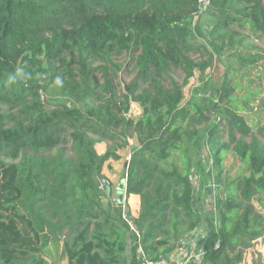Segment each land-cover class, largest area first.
Returning <instances> with one entry per match:
<instances>
[{"label":"trees","instance_id":"16d2710c","mask_svg":"<svg viewBox=\"0 0 264 264\" xmlns=\"http://www.w3.org/2000/svg\"><path fill=\"white\" fill-rule=\"evenodd\" d=\"M208 1L203 8L202 0H0V264H47L42 250L54 239H62L68 264H121L122 229L131 233L132 264H140L169 254L203 224L195 264L242 262L264 234L253 202L264 192L263 143L231 104L232 89L218 103H195L168 72L186 84L220 51L193 43L200 30L193 16L251 20L264 33V4ZM121 54H133L137 72L118 95L109 71ZM53 85L67 102L42 100ZM132 101L141 108L136 117L127 116ZM205 136L219 166L227 152L245 165L224 183L217 225L194 204L192 151ZM125 148L124 194L140 197L132 229L97 186L106 162Z\"/></svg>","mask_w":264,"mask_h":264},{"label":"rangeland","instance_id":"374dc122","mask_svg":"<svg viewBox=\"0 0 264 264\" xmlns=\"http://www.w3.org/2000/svg\"><path fill=\"white\" fill-rule=\"evenodd\" d=\"M260 1L264 4V0ZM201 4L203 8H206L209 1L203 0ZM197 21L200 30L196 31L193 43L209 47V49H212L213 43L220 47V51L217 53L213 51L210 67L204 73L196 71L186 84H183V76L179 71L168 73L181 85L184 99L195 103H218L219 94L223 93L224 89H232L231 104L237 107L250 126L251 133L258 136L264 146V33L257 31L251 20L242 21L243 26L237 22L225 25V22L223 23L214 15L193 16L191 27H194ZM218 24L219 30H214V33L211 34L210 31ZM132 55L121 54L113 57L117 67H112L109 75L118 95L123 93L124 85L129 83L137 72ZM192 55L195 58H200L198 52ZM98 77L100 78V75ZM138 80L140 81V78ZM163 83L169 85L167 77L163 79ZM41 95L42 100L49 104L68 101L60 94L59 88L54 85ZM140 111L139 105L132 101L127 116L136 117ZM210 116L212 121H219L218 113L213 112ZM131 132L130 129L128 133ZM133 142L135 139L131 136L129 143ZM105 143L110 144L109 141ZM214 150L213 139L210 136H205L200 148L192 151L195 164H193L191 179L194 185V204L202 209L206 218L210 217L212 223L217 225L218 213L224 204V183H230L242 174L245 171V165L231 152H227L222 165L219 166L214 157ZM128 151L129 148L122 150L125 153ZM125 162L127 163V160ZM117 176L119 178L125 176L122 161L117 164ZM257 196L253 201L254 205L264 215V192ZM262 243H264V237H261L259 242H252L257 256L255 264L264 262L263 259L261 260V252L257 250ZM60 246L62 249V239H54L47 243L42 252L49 253L51 258H55L58 264H61L65 256L62 251V256L58 257Z\"/></svg>","mask_w":264,"mask_h":264},{"label":"crops","instance_id":"0c3cea01","mask_svg":"<svg viewBox=\"0 0 264 264\" xmlns=\"http://www.w3.org/2000/svg\"><path fill=\"white\" fill-rule=\"evenodd\" d=\"M98 145V146H97ZM100 145V149H99ZM107 146L105 142H98L96 144V149L98 152H103ZM102 147V148H101ZM126 149V148H125ZM124 149V150H125ZM129 152V151H128ZM127 153V152H126ZM125 152H121V158L118 160H109L106 162L103 168V177H106L111 186L107 187L108 196L106 198L113 201V206L116 207L121 215V218L129 225V228H133V219L137 217L139 208H140V197L137 194H129L125 196L124 191H120L118 189V185L120 184L123 178H119L117 176V164L119 161H122L124 167H126L125 160ZM124 157V158H123ZM264 216V215H263ZM207 231L206 224H203L197 227L195 230L186 234L178 243L177 246L170 252L168 257L172 259H179L184 261L185 264H195L198 263L202 256V251L197 249L196 242L199 237L203 236ZM122 234L125 239V249L122 253V262L121 264H132L133 260V242L131 239V233L127 230L122 229ZM264 237V234L261 236ZM260 237V238H261ZM260 238L252 242H259ZM259 252H261V260H264V243L257 248ZM47 258L48 264H58V261L55 258H51L50 254H45ZM54 256V255H53ZM62 256L61 246L58 251V257ZM143 257V251L138 246L137 257ZM64 261H61V264H65L67 257L63 258ZM257 262V256L254 252V248L252 243L248 248L244 250L243 260L240 264H255ZM264 264V262H262ZM141 264V263H140Z\"/></svg>","mask_w":264,"mask_h":264},{"label":"built area","instance_id":"2783aa9c","mask_svg":"<svg viewBox=\"0 0 264 264\" xmlns=\"http://www.w3.org/2000/svg\"><path fill=\"white\" fill-rule=\"evenodd\" d=\"M203 1V0H202ZM130 157V153L128 152L125 155V160H128ZM97 183H98V189H105L108 187L109 181L106 177H98L97 178ZM141 264H185L184 261L179 260V259H172L168 257V255L160 256L157 259H143L141 261Z\"/></svg>","mask_w":264,"mask_h":264},{"label":"water","instance_id":"95a60500","mask_svg":"<svg viewBox=\"0 0 264 264\" xmlns=\"http://www.w3.org/2000/svg\"><path fill=\"white\" fill-rule=\"evenodd\" d=\"M126 165H127V163H126ZM118 189L120 191H124V189H125V182L124 181L120 182V184L118 185ZM170 241H172V240H170ZM66 264H68V260H66Z\"/></svg>","mask_w":264,"mask_h":264}]
</instances>
